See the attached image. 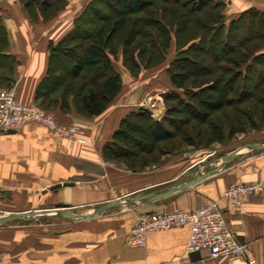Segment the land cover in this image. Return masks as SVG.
I'll list each match as a JSON object with an SVG mask.
<instances>
[{
  "label": "crops",
  "instance_id": "crops-1",
  "mask_svg": "<svg viewBox=\"0 0 264 264\" xmlns=\"http://www.w3.org/2000/svg\"><path fill=\"white\" fill-rule=\"evenodd\" d=\"M222 1L227 19L250 8L264 12V0ZM84 6L80 1L74 10L64 8L48 20L41 16L32 20L16 0L0 1L6 31L2 53L14 58L10 70L9 59L0 57V90L14 85L19 103L42 107L36 93L47 72L49 44L59 42L72 30ZM4 63L8 69L1 67ZM131 94L130 90L124 93L118 103L113 102L97 116H85L71 105L66 111L56 107L53 113L61 124L77 122L86 129L90 141L84 145H70L52 130L33 123L0 133V213L56 208L88 213L128 197L167 192L200 174L210 175L154 202L116 206L84 221L47 215L46 224L38 229L3 224L0 264H248L249 260L264 264V150L224 161L209 156L207 163L176 158L163 169L140 176L117 170L106 160L104 146L111 142L121 120L140 108L143 100H132ZM256 182L263 185L262 194L245 198L240 212L221 201L230 228L245 246L246 259L212 260L206 251L186 254L189 225L149 233L143 248L126 245L129 231L142 215L173 209L191 212L202 203L219 199L231 185Z\"/></svg>",
  "mask_w": 264,
  "mask_h": 264
},
{
  "label": "rangeland",
  "instance_id": "rangeland-1",
  "mask_svg": "<svg viewBox=\"0 0 264 264\" xmlns=\"http://www.w3.org/2000/svg\"><path fill=\"white\" fill-rule=\"evenodd\" d=\"M16 1L20 4L31 1L35 4L36 8L33 7L31 11L24 9L32 20L38 16L48 20L64 8L71 11V9L74 10L78 2L81 1L84 6L89 0ZM151 1L153 6L148 11L137 15L124 16L123 27L114 24L118 18L117 13L107 9L103 4L99 5L101 13L106 14L114 22H111L107 27H104L105 24L98 25V28L103 30L95 41L101 46L107 32L111 31V28L114 29L111 38L105 43L108 45L105 49L111 55L112 65L121 79L120 91L107 107H110L113 102L118 103L120 97L130 90L133 94L132 100H143L140 107L144 109H147L144 105L149 100L159 102H156L159 106L157 108L159 117L152 118L157 120L163 116H172L175 121H179L178 129L176 130L164 123L173 136L168 141L156 144L150 143L142 133L131 134L133 139H123L121 143L132 150L135 155L127 158L116 155L114 159L111 157L112 155L110 157L105 156L106 160L113 162L117 170L140 176L163 169L176 158L186 161L192 160L196 163L197 161H206V159L207 161L210 159L218 160L238 151L245 145L263 143L264 66L261 65L255 68L257 74L260 75V81H257L254 74L250 77L249 83L251 85L257 82L251 95L240 96L239 92L224 94L225 85L218 82L217 86L216 82L220 78L228 79L230 75L237 72V69L226 61L227 58L243 64L245 59L252 55L253 51L264 48V36L258 35L251 38L254 28L247 25L242 31V37L246 41L241 46L249 51L248 54H245L246 51L240 47L232 52L221 53L220 49L217 48L212 52L203 51L198 54L196 47H193V43L196 42L195 39L203 36L202 28L206 22L209 23L206 16L198 14L190 17L181 4L176 5L172 3V0ZM182 2L188 3L187 0H182ZM50 4H54L53 7ZM48 5L51 7L49 11L45 8L49 7ZM69 5L72 8H69ZM159 17L170 27V32H165L154 24V20ZM189 17L190 19L187 20ZM104 28H107V30ZM87 29L95 31V27H87ZM89 44H91L90 40L75 42L74 45L80 47L75 54H82L81 46L87 47ZM102 46L105 47L104 44ZM187 48L189 52L184 53V55L195 60L196 65L194 67L197 70L200 69V75L193 77L189 74V77L176 78L178 81L183 79V85L179 88L171 82V73L168 68L179 55V52ZM243 54L245 55L242 56ZM175 72L180 75L182 71L175 70ZM192 92H196L195 99L191 96L193 95ZM249 92L251 93V91ZM221 94L226 97L228 106L213 112L205 123L188 116L177 100L178 98L179 100L180 98L194 100L198 104L199 100H204L205 97L210 98ZM43 108L50 111L56 109L46 106ZM168 111H170V114L167 113ZM139 124L144 125L145 128L148 126V123L144 121H140ZM137 140L142 142L143 150L135 146L134 142ZM259 151L261 150L243 149L241 153L249 155ZM209 156H211L210 159H208ZM197 167H200V165ZM76 214L87 213L85 210H81ZM1 216L5 215L0 213ZM47 217V215L25 217L20 221L10 222L11 224L8 226L16 225L22 230L38 229L44 227L43 224H46L44 222L48 220ZM0 226L5 227L6 225Z\"/></svg>",
  "mask_w": 264,
  "mask_h": 264
},
{
  "label": "trees",
  "instance_id": "trees-1",
  "mask_svg": "<svg viewBox=\"0 0 264 264\" xmlns=\"http://www.w3.org/2000/svg\"><path fill=\"white\" fill-rule=\"evenodd\" d=\"M172 1L176 5L181 4L188 16L202 14L206 16L209 22H206L202 28L203 36L195 39L196 42L193 43V47H196L198 54H201L203 51L207 53L212 52L217 48L220 49L221 53L232 52L239 47L246 51L241 45L246 41L242 37V31L247 25L254 28L251 38L258 35L264 36L263 11L250 8L231 19H227L224 15L225 3L222 0H187L188 3L182 2V0ZM102 4L107 9L117 13V21L114 22L106 14L101 13L99 5ZM22 5L26 11L33 10V7L36 8L35 4L31 1L24 2ZM53 5L50 4L51 7ZM50 6L45 7L47 11L51 9ZM152 6L151 0H90L84 6L81 13L74 19L72 30L59 42L49 44L47 72L40 82L36 93L37 99L41 101V108L54 114L53 111L44 109L43 107L46 106L52 109L58 107L61 111H66L68 106L71 105L76 111L85 116L100 115L119 93L121 79L119 73L112 65L111 55L106 50L108 45L105 44L111 38L114 29L111 28V31L107 32L103 42L105 47H103V44L100 46L95 41L103 30L98 28V25L105 24L104 27H107L111 22H114V24L123 27L124 16L144 13L151 9ZM154 24L165 32H170V27L161 17L155 19ZM87 27H95V31L88 30ZM104 29L107 30V28ZM84 40H90L91 44L87 47L81 46L82 54H75L80 47L74 45V43ZM5 45L6 31L0 17V57L9 59V69L11 70L14 65V58L5 56L2 53ZM188 52V48L180 51L179 55L168 68L171 73V82L179 88L183 85V79L178 81L176 78L189 77V74L193 77L200 75V69L197 70L194 67L196 65L195 60L184 55V53ZM246 52L245 54H248L249 51L247 50ZM229 59L227 58L226 61L230 62L237 69V72L230 75L228 79L220 78L216 82L217 86L219 83L225 85L224 94H232L234 92H239L240 96L253 94V89H255L257 82L251 85L249 83L250 77L254 74L257 81L261 80L255 68L261 65L264 66V48L253 51L252 55L248 56L243 64ZM1 67H7L8 69L5 63ZM174 69L182 71L180 72L181 74L179 75ZM192 93L193 95L191 96L194 98L196 92ZM177 100L188 116L202 123H205L213 112L228 106V101L223 94L210 98L205 97L204 100H199L198 104L194 100H183L181 98ZM140 121L148 123L147 128L139 124ZM164 123L174 127L176 130L178 129L179 121H175L172 116H163L155 120L150 116L147 109L142 107L136 109V111L131 112L121 120L118 129L113 134L111 142L104 146V155L109 157L112 155L113 159L116 155L123 158L135 155L132 150L121 143L123 139H133L131 138V134L142 133L152 144L170 140L173 134ZM134 143L138 149H144L141 141L137 140Z\"/></svg>",
  "mask_w": 264,
  "mask_h": 264
},
{
  "label": "built area",
  "instance_id": "built-area-1",
  "mask_svg": "<svg viewBox=\"0 0 264 264\" xmlns=\"http://www.w3.org/2000/svg\"><path fill=\"white\" fill-rule=\"evenodd\" d=\"M155 102L148 101L144 106L151 117H159ZM159 103V102H157ZM38 124L52 130L60 139L70 145L87 144L90 140L86 129L79 123L63 125L54 114L36 105L21 104L16 100V88L11 86L0 90V133L17 131L26 124ZM263 185L259 182L235 184L226 188L217 200L200 204L191 212L179 209L142 215L138 223L128 234V247L143 248L146 236L152 232H163L184 225L190 226V234L185 247L186 254L206 251L212 260L246 259L245 246L240 244L229 226L227 217L221 207V201L229 202L235 212H240L245 198L259 196ZM249 260L248 264H254Z\"/></svg>",
  "mask_w": 264,
  "mask_h": 264
},
{
  "label": "water",
  "instance_id": "water-1",
  "mask_svg": "<svg viewBox=\"0 0 264 264\" xmlns=\"http://www.w3.org/2000/svg\"><path fill=\"white\" fill-rule=\"evenodd\" d=\"M0 1H2V0H0ZM243 149L264 150V142L245 145L242 148H240L238 151H235V152H232V153L226 155L224 157L223 161L227 160L229 158L237 157L238 155H240L241 150H243ZM219 169H220V167L216 168L215 172L219 171ZM209 175H210V173L200 174L198 176V178H196L195 180H192V181L187 182V183L177 184L176 186H174L172 189H170L167 192L150 193V194H146V195H142V196L128 197V198H125V200H123V201L105 204V205L99 207L98 209H96L90 213H87V214L77 215V214L70 212L67 208H56L54 210L39 211V212H23V213L1 216L0 217V225L7 224V223H10V222H13V221L25 218V217H33L35 215L63 216V217H66L70 220H73V221H84V220H88V219H91L93 217L99 216L101 214H104L105 212H107L108 210H110L116 206L130 205V204H136V203L144 205V204L154 202V201L159 200L161 198H164V197H166V196H168V195H170L176 191H180V190L186 189L188 187H191L194 184H196L197 182L201 181L202 179L208 177Z\"/></svg>",
  "mask_w": 264,
  "mask_h": 264
}]
</instances>
